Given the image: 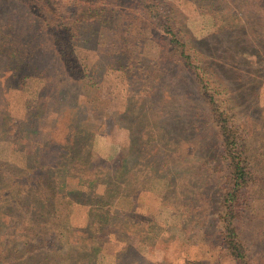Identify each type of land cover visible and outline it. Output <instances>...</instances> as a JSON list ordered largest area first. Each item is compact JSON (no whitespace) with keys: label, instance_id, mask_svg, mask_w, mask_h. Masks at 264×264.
I'll return each instance as SVG.
<instances>
[{"label":"rangeland","instance_id":"374dc122","mask_svg":"<svg viewBox=\"0 0 264 264\" xmlns=\"http://www.w3.org/2000/svg\"><path fill=\"white\" fill-rule=\"evenodd\" d=\"M72 1L0 0V195L18 188L34 199L35 183L59 173L71 144L76 163L91 162L82 174L97 175L98 166L104 173L94 188L61 173L66 189L52 200L49 224L82 231L103 195L119 212L112 226L119 237L84 264H239L219 218L222 108L202 94L195 72L228 90L218 88L219 97L233 101L224 103L264 175V0H166L163 20L145 16L141 0H102L100 9L82 12ZM65 23L89 84L53 49L46 28ZM169 25L193 66L175 56L182 47L166 33ZM123 151L129 184L108 190L110 161ZM202 161L204 168L196 166ZM71 190L83 192L86 204L65 197ZM251 198L235 224L247 262L264 264V191ZM52 242L45 252L36 243L29 264H49Z\"/></svg>","mask_w":264,"mask_h":264},{"label":"trees","instance_id":"16d2710c","mask_svg":"<svg viewBox=\"0 0 264 264\" xmlns=\"http://www.w3.org/2000/svg\"><path fill=\"white\" fill-rule=\"evenodd\" d=\"M72 2L77 4L76 9L78 12H82L80 10L85 6L88 7V10H92L93 6H96V10H98L102 3L104 4L102 0H74ZM164 8H169L166 0H141V9L148 18L156 17L163 20L167 15L163 14ZM101 11L105 10L101 9ZM50 12L55 14V11ZM84 16H80V18ZM46 21L50 22L48 18H46ZM59 25L46 28V30L49 29L50 32H48L52 35L53 49L56 51L59 60L66 70L76 75L82 82L84 80L88 84L91 83L88 81L89 73L85 74L84 69L78 66L79 58L75 47L76 35L73 33L72 27H68L66 23ZM165 31L170 34L172 43L174 42V44L182 47L179 55L175 56L182 57V61L186 66H193L192 57H186L187 49L185 45H180L178 39H176L175 30L171 29V25L165 28ZM195 74L197 83L202 88V94L209 99L213 107L222 108V112L217 116L216 127L217 135L221 141L218 161L223 165L222 205L219 218L221 217L224 225V242L231 254L238 259L239 264H249L243 251L245 245L238 233L235 222L239 219L241 212L252 206V200H254L251 198L252 195L257 191L259 192V190L264 191V175L257 173L254 169L252 157L249 153V145L246 143L247 141L241 140L240 130L235 125L231 115H229V106L227 107L224 103L226 100L231 106L233 101L229 97H225L224 101L219 97L218 88L225 86L220 82H213L210 77L204 78L201 71L195 72ZM212 85L214 89L210 88ZM223 90L228 91L226 88H223ZM10 131L8 130V132ZM64 155L65 157L60 159L63 167L58 166L59 169L61 168L58 174L52 177H41L38 183H35L37 189H33L34 199L28 200L27 191L23 189L17 188L14 193L4 195L1 192L0 264H29V257L35 244L40 243L45 252L48 237L54 241L51 244V250H47L51 253V256L48 257L51 260L49 264H84L87 259L90 262L95 261V257L100 253L101 245L105 243L107 238L110 240L112 237H119V233L112 231L113 220L118 219L117 214L119 212L108 206L109 202L105 195L97 197L96 204L98 205L90 208L88 226L82 231L75 230L71 226L53 225V227L49 224L52 214L55 213L52 200L55 199V196H62L61 191L64 192L63 189H66L64 176L61 175V179L58 177L61 173H73L74 176H77L79 183H87L92 188L97 186L101 181L100 175L104 173V168L98 166L102 169L99 174L91 173L93 171L88 172L86 175L82 174L81 172L84 169L91 166V162L76 163L74 160V146L71 144ZM203 162L201 165L195 164L204 168L205 163ZM108 163L109 161L105 160L101 164L105 166ZM110 163H114L112 165L114 175L107 180L108 190L112 189V184L117 188L118 183H120V189L128 185L126 153L124 151L119 153ZM49 179H55L54 186ZM42 180L46 181V186H40ZM187 185L190 189L194 187V181L191 177H189ZM248 195L249 197H247ZM85 196L83 192L77 193L73 190L65 194V197H72L80 204H86L82 201ZM202 196L198 193L195 198L197 200ZM11 221H15V226H11L14 231L8 233L5 228ZM88 236L89 238H87Z\"/></svg>","mask_w":264,"mask_h":264}]
</instances>
